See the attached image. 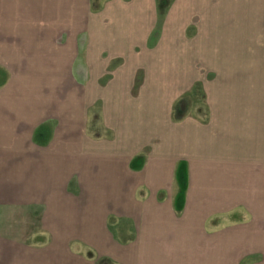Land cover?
Masks as SVG:
<instances>
[{"label":"crops","instance_id":"obj_1","mask_svg":"<svg viewBox=\"0 0 264 264\" xmlns=\"http://www.w3.org/2000/svg\"><path fill=\"white\" fill-rule=\"evenodd\" d=\"M208 1L0 0V264L264 257V97L193 64L247 33Z\"/></svg>","mask_w":264,"mask_h":264},{"label":"rangeland","instance_id":"obj_2","mask_svg":"<svg viewBox=\"0 0 264 264\" xmlns=\"http://www.w3.org/2000/svg\"><path fill=\"white\" fill-rule=\"evenodd\" d=\"M206 4L211 9L208 11L210 15L217 12V17H219V13H223V18L227 22L233 20L236 23V20H239L240 23H245L246 25L239 24L238 26H234V28L240 30L246 29L247 33L240 35L237 41L224 43L225 54L231 53L234 43V50H239L237 54H231L221 59H216L215 57L196 58L193 59V64L195 65L197 61L200 66H235L240 69H249V73L246 74L250 82L249 87L252 88L254 84L255 89L253 93L255 92L256 97H264V0H209ZM206 6L200 5V7ZM216 7H218V10L215 11L214 8ZM196 14L197 11H195V17ZM211 17L207 21L205 20L206 22H203L201 29L208 30L209 28H213L207 25V23L213 24L216 22V16ZM193 29V26H191L187 33L190 34ZM204 43L206 47L210 44ZM202 44L200 42L193 43V48H201ZM212 45V49L215 51L216 46L214 43ZM179 205L180 200L177 203L178 207ZM240 262V264H249L250 259H241ZM258 262L257 264H264V257H260V261Z\"/></svg>","mask_w":264,"mask_h":264},{"label":"trees","instance_id":"obj_3","mask_svg":"<svg viewBox=\"0 0 264 264\" xmlns=\"http://www.w3.org/2000/svg\"><path fill=\"white\" fill-rule=\"evenodd\" d=\"M172 0H157V11L159 15V20L163 18L167 9L169 8ZM203 96V95H202ZM108 260H102L101 264H108Z\"/></svg>","mask_w":264,"mask_h":264}]
</instances>
